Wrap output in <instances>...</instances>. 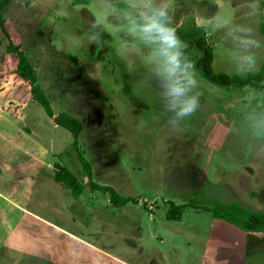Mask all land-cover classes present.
<instances>
[{"label":"rangeland","instance_id":"rangeland-1","mask_svg":"<svg viewBox=\"0 0 264 264\" xmlns=\"http://www.w3.org/2000/svg\"><path fill=\"white\" fill-rule=\"evenodd\" d=\"M203 1L208 5L164 0L169 22L202 27L213 71L227 75L248 73L236 39L243 33L233 29L250 30L260 42L253 50L251 73L257 72L264 25L255 27L253 14L240 12V0ZM0 2L5 29L54 114L81 122L78 146L93 182L136 202L116 207L108 194L89 188L74 198L54 180L56 163L84 184L86 176L71 135L32 100L28 87L16 88V62L0 31V264H264L261 234L201 208L217 201L264 211V133L252 131L264 113L263 95L226 91L196 72L190 95L199 93L200 106L172 127L167 121L175 114L166 110L162 81L148 62L151 48L128 31L123 11L105 1ZM183 52L192 63L199 55L188 45ZM191 200L196 206L180 221L166 220L168 202Z\"/></svg>","mask_w":264,"mask_h":264},{"label":"trees","instance_id":"trees-1","mask_svg":"<svg viewBox=\"0 0 264 264\" xmlns=\"http://www.w3.org/2000/svg\"><path fill=\"white\" fill-rule=\"evenodd\" d=\"M93 1H105L121 11H124L126 7L125 1L123 0H72L71 3L73 6H78L89 5ZM3 5L5 4L0 2V31L7 41L5 48L6 54L16 62L13 79L15 86L16 88L28 87L32 100L42 107L49 118H53L56 126L65 129L71 135L73 148L77 150L78 160L82 164L86 176V183L84 184L66 167L56 163L54 164V180L66 187L74 198H78L86 188H89L90 191L97 190L108 194L109 201L116 207L126 206L132 201L136 203L130 197L119 195L112 187L100 186L93 182L90 164L79 151L78 137L83 130L81 122L64 112L57 115L54 114L48 98L38 83V77L34 68L22 52L20 45H15L12 42L5 29V20L1 14ZM170 25L174 27L171 22ZM175 29L184 44L198 52L199 55L194 61L195 71L203 79L211 85L226 91L251 89L264 96V61L260 70L255 73H245L239 76L216 73L212 69L214 61L213 48L206 40L205 30L202 27L187 25ZM195 206L192 200L187 204L181 205L168 202L165 218L168 221L178 222L182 219L184 210L187 207ZM201 208L202 210L213 212L212 216L215 220L223 221L239 228L243 232L259 233L264 237V211H254L238 203H219L217 201L215 203L207 202Z\"/></svg>","mask_w":264,"mask_h":264},{"label":"clouds","instance_id":"clouds-1","mask_svg":"<svg viewBox=\"0 0 264 264\" xmlns=\"http://www.w3.org/2000/svg\"><path fill=\"white\" fill-rule=\"evenodd\" d=\"M125 4L122 19L127 21V29L133 37L151 48L148 62L153 73L162 81L160 95L164 97L166 110L175 114L167 123L177 127L179 122L195 114L200 106L199 93L190 95L198 82L194 63L184 58L183 49L187 45L170 25L164 0L159 4L155 0H125ZM233 31L243 33L236 37L245 52L239 57L241 67L248 72L255 71L253 50L260 47V42L250 30L237 27ZM252 131L254 135L264 133V113L255 117Z\"/></svg>","mask_w":264,"mask_h":264},{"label":"crops","instance_id":"crops-1","mask_svg":"<svg viewBox=\"0 0 264 264\" xmlns=\"http://www.w3.org/2000/svg\"><path fill=\"white\" fill-rule=\"evenodd\" d=\"M202 2L204 3V6H207L209 3L208 1H203V0H202ZM253 3H256V4H253ZM250 9L251 10L258 9V10L252 11L251 13H249ZM210 10L208 9L207 12H210L209 14H212L214 10L213 9H210ZM239 10L244 15L245 14H249V15L253 14L252 17L255 18V20H254L255 21L254 22L255 27H257L258 25L259 26L264 25V18L261 17L264 14V0H240L239 1ZM205 12H206V10H205ZM263 61H262V63H263ZM262 63L258 67V71L260 70ZM248 73H251V72H248Z\"/></svg>","mask_w":264,"mask_h":264}]
</instances>
